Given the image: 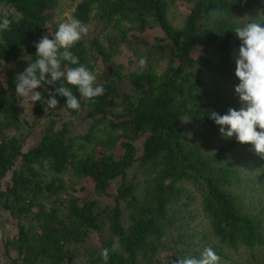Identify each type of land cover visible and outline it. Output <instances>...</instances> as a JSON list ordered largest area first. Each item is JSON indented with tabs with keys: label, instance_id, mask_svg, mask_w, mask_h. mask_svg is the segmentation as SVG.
I'll return each instance as SVG.
<instances>
[{
	"label": "trees",
	"instance_id": "obj_1",
	"mask_svg": "<svg viewBox=\"0 0 264 264\" xmlns=\"http://www.w3.org/2000/svg\"><path fill=\"white\" fill-rule=\"evenodd\" d=\"M60 4L0 0L12 12L11 30L0 32V212L14 227L0 231V264H104L102 250L113 247L107 264H170L206 247L219 264H261L264 198L251 199L257 189L248 183L262 186L261 174H250L264 170V157L235 135L222 138L208 114L242 106L234 29L264 26V0H78L73 17L89 32L70 51L94 73L101 63L104 94L87 103L66 85L81 108L56 96L50 109L45 100L61 82L45 85L28 120L16 76L36 59L34 42L53 38ZM182 6L174 24L171 8ZM124 50L127 69L112 63ZM80 112L87 130L72 135L71 119H62ZM74 178L90 180L113 205L76 195Z\"/></svg>",
	"mask_w": 264,
	"mask_h": 264
},
{
	"label": "clouds",
	"instance_id": "obj_2",
	"mask_svg": "<svg viewBox=\"0 0 264 264\" xmlns=\"http://www.w3.org/2000/svg\"><path fill=\"white\" fill-rule=\"evenodd\" d=\"M11 16L8 6H0V32L11 30ZM88 32L89 26L86 23L71 18L59 23L53 38L44 35L38 42H34L36 59L29 60L24 70L16 76L15 92L18 98H22V106L25 103L32 106L44 100L41 92L36 89L54 85L57 81L61 82L60 86L55 87L54 92L50 91L45 100L50 109H55L59 103L56 96L66 97L65 104L69 109L81 108L77 95L66 85L75 86L87 103H94L96 97L104 94L103 85L97 83V73L81 64L79 57L70 51ZM234 32L240 41L238 52L234 53V74L239 79L234 90L242 106L239 110L229 108L227 114L220 115L211 111L208 115L220 126L222 138L235 135L238 142L250 143L255 153L264 157V26L261 21L248 22L235 27ZM62 61L72 66L62 67ZM145 63L142 57L137 61V67L142 69ZM112 251H115V247L102 250L104 264H107ZM219 261L216 252L206 247L200 258L179 257L170 264H219Z\"/></svg>",
	"mask_w": 264,
	"mask_h": 264
},
{
	"label": "rangeland",
	"instance_id": "obj_3",
	"mask_svg": "<svg viewBox=\"0 0 264 264\" xmlns=\"http://www.w3.org/2000/svg\"><path fill=\"white\" fill-rule=\"evenodd\" d=\"M78 0H61V4L59 7V11L57 12V16H56V22H58V25L60 22L66 21L68 19L74 18L73 17V11L74 8L77 4ZM185 12V6L183 7H177V8H171V12H170V19L174 24H179L183 18V14ZM57 25V26H58ZM153 32V33H150ZM146 36H152L154 34H160L157 31H150ZM132 58V55L129 51L124 50V54L120 55L116 58H114V60L112 61L113 64L118 65V64H122L123 66H125V69L128 68V60ZM165 63V59L164 56L161 54H157L154 60V65L157 69V71H160ZM147 64V61L145 63V65ZM95 73H97V83H100L101 78L104 76V72H102L104 70V67L101 65L100 62H98L95 66ZM3 73L4 72H0V87L3 85ZM21 106V111H22V115L28 119V120H32L33 115H32V106H30L29 104H24L23 106L20 104ZM84 114L83 113H78L76 115V117H69L64 115V118L62 119L64 120H70L71 119V125H70V131L72 135H78V134H82L87 130V126H88V122L85 121L83 119ZM189 125H187L188 127ZM35 138L32 139V141H34ZM143 139H140L137 144H140L142 142ZM212 140V139H211ZM31 142V141H30ZM28 145H30V143L28 142ZM256 163H258L256 161ZM258 172V173H257ZM261 174V179L262 181V186L258 187L256 186V184H253L252 182L248 183L250 188L252 190L257 189V192L254 193L251 191L252 197L251 199H255V202L257 203L260 199L262 200L264 198V170L263 171H255L254 169H252V173L250 174V177L252 179H255V175L257 174ZM68 178V177H67ZM8 182V177L4 178V180L2 181L3 184ZM71 183L74 185V187L76 189H78V192L76 193V195L79 196H90L92 198L98 199L100 202L101 206H105V205H113V200L111 195H98L94 189H93V184L90 180H78L76 178H74ZM257 187V188H256ZM109 192L111 193L112 191L109 190ZM246 201H249L248 199H246ZM254 203V204H256ZM14 227H13V222L8 219V217L6 215H3L2 212H0V231L2 232H13ZM96 241L99 240L98 236L95 238ZM1 255V253H0ZM1 260V258H0ZM261 261V260H260ZM244 263V262H243ZM66 264H86L83 263V260H81L79 257L74 258L69 260ZM261 264H264V259H262Z\"/></svg>",
	"mask_w": 264,
	"mask_h": 264
}]
</instances>
